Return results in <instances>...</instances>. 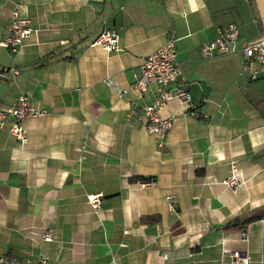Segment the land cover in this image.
Returning a JSON list of instances; mask_svg holds the SVG:
<instances>
[{
	"label": "crops",
	"instance_id": "1",
	"mask_svg": "<svg viewBox=\"0 0 264 264\" xmlns=\"http://www.w3.org/2000/svg\"><path fill=\"white\" fill-rule=\"evenodd\" d=\"M15 2L34 32L15 56L0 46V69L19 70L0 79V104L25 93L46 113L23 121L25 143L0 127V254L46 255V264H231L239 251L264 264V217L224 228L264 214V73L250 79L240 50L263 36L253 1L0 0V40ZM228 22L239 27L236 51L201 56ZM103 30L118 33L120 50L92 45ZM171 38L192 106L172 99L159 109L174 116L159 147L142 108L155 84L142 98L131 85ZM232 161L240 174L228 185ZM88 194L100 195L99 211Z\"/></svg>",
	"mask_w": 264,
	"mask_h": 264
},
{
	"label": "built area",
	"instance_id": "2",
	"mask_svg": "<svg viewBox=\"0 0 264 264\" xmlns=\"http://www.w3.org/2000/svg\"><path fill=\"white\" fill-rule=\"evenodd\" d=\"M22 4L15 2L10 19L6 25V33L0 40V46L6 48L12 55H17L25 44V40L34 32L28 18L22 15ZM239 37V27L234 22L217 29L216 34L200 45V54L204 58H210L218 54H230L236 51ZM258 39V38H256ZM256 39L244 42L240 47L242 70L247 72L250 79L256 80L264 73V39L248 44ZM92 45L101 46L107 51H118L119 36L112 30H103L92 42ZM140 73L131 85L137 97L142 98L150 83L155 84L156 91L150 103L144 104L143 114L147 121V129L156 138V143L162 147L165 138L172 127L174 116L161 117L158 114L167 102L176 99L183 109L192 106L191 97L184 83L181 81V70L176 63L175 39H169L154 52L147 55L140 66ZM19 74L15 66H7L0 69V79L15 78ZM264 78V76H263ZM172 84H175L173 87ZM120 95L125 89H117ZM46 113V110L38 107L28 94L21 93L9 104H0V127L8 124V130L20 143L27 141V133L23 121L28 118L37 117ZM136 114V112H134ZM83 149V148H81ZM238 172L236 163L231 162V174L223 183L232 185L237 183ZM155 183L153 178L145 182H138L142 187ZM88 204L94 211L101 209V198L99 194H88ZM169 210L175 209L176 196L165 195ZM42 240L51 241V229L45 228L41 234ZM241 238L247 240V236L241 233ZM231 264H250L248 257L242 256L239 251H233L230 255ZM48 256L40 255L35 260H21L16 256L0 254V264H46Z\"/></svg>",
	"mask_w": 264,
	"mask_h": 264
},
{
	"label": "trees",
	"instance_id": "3",
	"mask_svg": "<svg viewBox=\"0 0 264 264\" xmlns=\"http://www.w3.org/2000/svg\"><path fill=\"white\" fill-rule=\"evenodd\" d=\"M253 6L255 8L254 1H253ZM262 33H263V29H262ZM263 217H264V214H259V215H253V216L246 217L243 220L235 219L234 221L229 222L227 225H225L224 228H225V230H241V229H245V227H246V225L248 223H250V222H252L254 220H257V219H261Z\"/></svg>",
	"mask_w": 264,
	"mask_h": 264
},
{
	"label": "water",
	"instance_id": "4",
	"mask_svg": "<svg viewBox=\"0 0 264 264\" xmlns=\"http://www.w3.org/2000/svg\"><path fill=\"white\" fill-rule=\"evenodd\" d=\"M253 1H254L255 8H256V11H257V14L259 16V20H260V23H261V26L263 29V36L259 37L258 39L254 40L248 44L255 43V42L260 41L261 39H264V0H253ZM201 86H202L203 90H207V88H208V86H206L205 82H203V81H201Z\"/></svg>",
	"mask_w": 264,
	"mask_h": 264
},
{
	"label": "rangeland",
	"instance_id": "5",
	"mask_svg": "<svg viewBox=\"0 0 264 264\" xmlns=\"http://www.w3.org/2000/svg\"><path fill=\"white\" fill-rule=\"evenodd\" d=\"M168 195V194H167ZM164 198H165V196H164Z\"/></svg>",
	"mask_w": 264,
	"mask_h": 264
}]
</instances>
